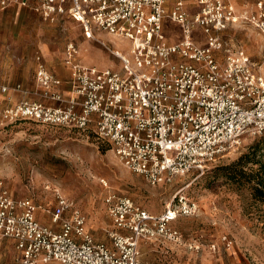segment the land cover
Instances as JSON below:
<instances>
[{
	"label": "built area",
	"instance_id": "1",
	"mask_svg": "<svg viewBox=\"0 0 264 264\" xmlns=\"http://www.w3.org/2000/svg\"><path fill=\"white\" fill-rule=\"evenodd\" d=\"M28 7L57 23L68 17L122 62V70L81 62L72 42L64 51L70 68V97L63 80L35 54L34 79L47 99L0 98V120H31L48 126L91 132L110 147L131 171L151 184L171 181L237 150L247 136L264 132V53L259 64L242 46L223 37L239 22L251 23L264 37V0L258 12L237 10L236 0H0V10ZM181 28L167 40L164 22ZM201 27L206 45L194 40ZM96 31L130 41L129 55L113 49ZM259 65V66H258ZM20 87V86H18ZM8 93L9 87L2 86ZM107 189L103 203L111 227L97 240L82 209L64 195L51 208L31 197H16L0 180V238L15 246L10 264H151L142 244L184 243L173 221L193 214L196 204L177 192L165 211L152 214L131 197ZM44 211L51 220L39 216ZM185 245L199 250L192 242Z\"/></svg>",
	"mask_w": 264,
	"mask_h": 264
},
{
	"label": "rangeland",
	"instance_id": "2",
	"mask_svg": "<svg viewBox=\"0 0 264 264\" xmlns=\"http://www.w3.org/2000/svg\"><path fill=\"white\" fill-rule=\"evenodd\" d=\"M258 1L236 0L237 10L244 15L256 13ZM12 17L13 14L7 15L3 26L5 30L15 31L19 39L15 44L0 40V84L21 83L25 89H33L35 50H44L42 46L47 45L49 54L45 52V55L50 62H56L70 42L79 48L82 63L122 70L118 58L88 38L82 27L68 17L50 23L26 12L18 17L17 24ZM95 33L113 49L129 55L130 41L106 31ZM164 35L167 40L179 39L181 28L166 19ZM193 36L196 43L206 45L201 27L194 30ZM223 37L229 44L244 47L254 62H262L264 37L251 23L239 22L225 31ZM10 44L20 57L16 63L8 53ZM255 149L264 162V132L256 137L247 136L237 150L204 171L192 170L154 185L128 169L110 144L91 132L31 120L12 123L0 120V180L14 196L31 197L44 209L55 204L58 194L74 201L87 215L88 225L99 241L107 240L104 229L112 225L103 203L107 189L102 180L112 190L131 197L156 215L164 212L182 190L181 194L196 204L193 214L179 215L173 221L181 230L184 243H143L144 259L151 264H264V203L254 196L255 183L246 178L234 183L225 175L227 170H217ZM258 166L247 163L244 171L256 173ZM43 221L52 223L50 217ZM186 242L199 245V250L187 247ZM15 252L12 241L0 238V264H10Z\"/></svg>",
	"mask_w": 264,
	"mask_h": 264
},
{
	"label": "crops",
	"instance_id": "3",
	"mask_svg": "<svg viewBox=\"0 0 264 264\" xmlns=\"http://www.w3.org/2000/svg\"><path fill=\"white\" fill-rule=\"evenodd\" d=\"M4 11H6V10L4 9ZM26 12H29L31 14H36L39 17V15L37 13H35L32 9H30L28 7L20 6L18 4H13V5L9 6L7 8L6 13L5 12H0V40L3 39V41L9 42V43H13V44L18 43L19 37L17 36L15 31L5 30V28L3 26V20L7 17V15L13 14L14 17H12V18L15 19L14 23L17 24L18 17H20L22 14L25 15ZM42 48L44 50H41L40 48H38L37 50H35V52L33 54V61H34L35 65H36L35 54L39 52V53L42 54L43 60L45 61L48 69L51 70L52 72H54L57 76H59L63 80L64 83L60 87V91L63 92L64 96L70 97L71 91H70V88H69V85H68V81L70 79V75H71L70 71L71 70L64 63V51L65 50L60 52V56L59 57H61V59L57 60L56 62H54V61L50 62L49 59L46 56V55L49 54L47 45L42 46ZM15 50L16 49H14V46L12 44H10L8 53L11 56L13 63H16L19 60V58H20V57L18 58V55H16L17 53H16ZM45 52L47 53L46 55H45ZM35 69H36V67H35ZM34 72H35V70H34ZM2 86H8L9 87V92L8 93L2 92ZM18 86H20V87H18ZM21 95H22V97H21ZM0 98L6 99V103H15V102H18L21 99L29 98V99L45 101V102H47L49 104H57V102L52 101L51 99H47V98L44 97L43 89L36 84L35 79H34V88L33 89H25L21 85V83L10 84V83H5L4 82V83L0 84ZM39 216L41 217L42 221L48 219V217H49L44 211H41ZM164 241H166V240H164ZM166 242H170V241H166ZM171 243H173V242H171Z\"/></svg>",
	"mask_w": 264,
	"mask_h": 264
},
{
	"label": "trees",
	"instance_id": "4",
	"mask_svg": "<svg viewBox=\"0 0 264 264\" xmlns=\"http://www.w3.org/2000/svg\"><path fill=\"white\" fill-rule=\"evenodd\" d=\"M247 163L258 164L259 168L256 173H247L244 167ZM217 170H227V175L234 183H240L243 178L248 182H254L253 193L255 198L264 203V162L259 158L258 151L255 149L252 152L243 154L238 160L232 162L227 166H220ZM247 174V177H245Z\"/></svg>",
	"mask_w": 264,
	"mask_h": 264
}]
</instances>
